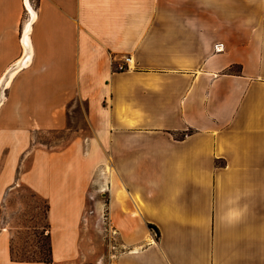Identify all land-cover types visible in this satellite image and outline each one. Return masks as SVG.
I'll use <instances>...</instances> for the list:
<instances>
[{
    "label": "crops",
    "instance_id": "crops-1",
    "mask_svg": "<svg viewBox=\"0 0 264 264\" xmlns=\"http://www.w3.org/2000/svg\"><path fill=\"white\" fill-rule=\"evenodd\" d=\"M73 99L86 133L30 151ZM27 152L51 262L3 227L0 264H264V0H0V200Z\"/></svg>",
    "mask_w": 264,
    "mask_h": 264
},
{
    "label": "rangeland",
    "instance_id": "rangeland-1",
    "mask_svg": "<svg viewBox=\"0 0 264 264\" xmlns=\"http://www.w3.org/2000/svg\"><path fill=\"white\" fill-rule=\"evenodd\" d=\"M31 5H35V0H31ZM26 17L25 10L23 19ZM5 92V89L1 91V101L5 98ZM68 120V130L34 132L29 150H59L77 134L86 133L82 129L87 125L82 100L72 103ZM30 156L28 152L25 154L23 164L17 165L15 179L4 189L0 200V228L4 227L9 232V252L12 258L39 260L49 256V224L46 218V202L19 178L20 172L28 167ZM100 197L106 199L104 195ZM83 220L85 236L91 244L100 242V255L106 257L109 241H113L110 240L113 232L108 227L106 214L85 212ZM96 220L100 221V229L95 228Z\"/></svg>",
    "mask_w": 264,
    "mask_h": 264
},
{
    "label": "trees",
    "instance_id": "trees-1",
    "mask_svg": "<svg viewBox=\"0 0 264 264\" xmlns=\"http://www.w3.org/2000/svg\"><path fill=\"white\" fill-rule=\"evenodd\" d=\"M75 100H78V99H73V100H71L69 103H68V105H67V115L69 116V109H70V107H71V105H72V103L75 101ZM85 107H86V103H85V101H84V109H85ZM68 124H69V121H68ZM148 226L150 227V228H153L155 231H156V233L158 234V230H157V228L154 226V225H152V224H148ZM49 256H48V258H46V259H39V260H26V259H15V258H12L11 256V259L12 260H15V261H42V262H46V263H49V262H51V256H50V252H51V249H50V244H49Z\"/></svg>",
    "mask_w": 264,
    "mask_h": 264
},
{
    "label": "built area",
    "instance_id": "built-area-1",
    "mask_svg": "<svg viewBox=\"0 0 264 264\" xmlns=\"http://www.w3.org/2000/svg\"><path fill=\"white\" fill-rule=\"evenodd\" d=\"M220 45L221 44L217 45L215 47V49H219L220 48ZM129 60H130L129 57L128 56H125L121 62H119L118 64L115 65V67L117 69H124V68L128 67Z\"/></svg>",
    "mask_w": 264,
    "mask_h": 264
},
{
    "label": "bare ground",
    "instance_id": "bare-ground-1",
    "mask_svg": "<svg viewBox=\"0 0 264 264\" xmlns=\"http://www.w3.org/2000/svg\"><path fill=\"white\" fill-rule=\"evenodd\" d=\"M26 1V3H28V0H25Z\"/></svg>",
    "mask_w": 264,
    "mask_h": 264
}]
</instances>
